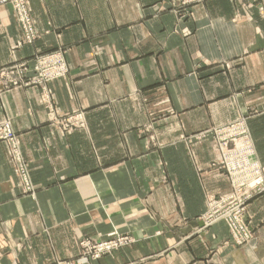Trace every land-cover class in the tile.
<instances>
[{
  "label": "crops",
  "instance_id": "1",
  "mask_svg": "<svg viewBox=\"0 0 264 264\" xmlns=\"http://www.w3.org/2000/svg\"><path fill=\"white\" fill-rule=\"evenodd\" d=\"M172 2L30 0L34 46L0 8V68L65 48L70 70L49 91L0 102L34 187L24 194L1 145L0 264L74 259L80 241L113 230L135 243L98 264H264V195L249 205L252 246L226 244L221 224L200 231L208 200L230 184L211 167L214 142L197 137L244 119L264 170V0H209L180 24ZM53 112L84 119L72 131Z\"/></svg>",
  "mask_w": 264,
  "mask_h": 264
},
{
  "label": "built area",
  "instance_id": "2",
  "mask_svg": "<svg viewBox=\"0 0 264 264\" xmlns=\"http://www.w3.org/2000/svg\"><path fill=\"white\" fill-rule=\"evenodd\" d=\"M30 0H0V6H11L14 8L15 18L19 21L21 26L23 25L25 32L28 33L30 39H38L37 29L35 28V21L30 14ZM36 71L39 73L40 78L38 80L34 77L33 82L36 85H40L39 80H45V77L50 75V78H54V71L58 68L60 72H66V63L62 55L53 53L47 56L39 57L37 59ZM23 68L25 66H22ZM12 69H5L0 72V82L2 79L10 80L13 73H9ZM18 74L19 70H16ZM3 85L4 84H0ZM69 123V119H68ZM3 129L2 137L8 141L7 145L11 147L12 153H10L13 160L20 164L22 169V185L24 191L33 192V187L30 180L29 172L23 166L22 150L20 146L19 138H17L12 122H4L0 126ZM225 139L227 138V172L231 181V195L227 197V211L233 210L237 219H234V215L229 214L214 219L216 204L214 200H211L208 204L209 211L206 214L204 221L205 227L213 226L215 222L219 220H227L232 225L234 224L237 234L243 238L239 242V247H247L253 240V235L248 236L249 232H244L245 223L239 218L245 211L247 201H251L256 197L264 195V171L259 164L254 160L255 151L251 140V134L248 127L244 122H239L235 127L227 126V130L223 132ZM24 181V183H23ZM246 203V204H245ZM129 245L130 239L125 240L121 238L118 233L111 234L108 239L101 240V242L92 240H83L81 246L94 252V259L99 260L107 255H112L124 244Z\"/></svg>",
  "mask_w": 264,
  "mask_h": 264
},
{
  "label": "rangeland",
  "instance_id": "3",
  "mask_svg": "<svg viewBox=\"0 0 264 264\" xmlns=\"http://www.w3.org/2000/svg\"><path fill=\"white\" fill-rule=\"evenodd\" d=\"M209 0H173L172 2V7L174 14L179 17L178 20V24H180V22H182V20H185L187 18H191L193 16V8H195L198 5H203L206 2H208ZM263 4V3H261ZM8 6V5H7ZM1 7H6V6H0ZM30 7V14L31 17L34 19L35 21V28L37 29V33H38V39H30L28 37V33L25 32V29L23 27V25L21 26V24L19 23V21L17 20V18H15L16 24L19 26L20 28V32H21V44H23L24 46H34L37 44V42L39 40H41L42 38V34L41 31L38 28V22L37 19L35 18V16H33L32 11H31V4H29ZM12 8V7H11ZM13 9V8H12ZM264 9V6H263ZM15 15V14H14ZM53 53H57L62 55V57L65 60L66 63V69L67 71L64 72H60V69L58 70V68L54 71L53 77L54 78H50L51 76L48 75L45 77V80H39L40 85H36L33 82L34 77L38 80V78H40L39 73L36 71V65H37V59L39 57H43V56H47L49 54H53ZM22 66H25L24 68ZM227 66V65H226ZM5 69H12L11 71H9V73H13L12 77L10 80L8 79H2L0 84H4L3 85V89H2V85H0V102L2 100V97H4L5 93L7 92H12V91H17L20 89H31V88H39L43 91H49V86L55 82H58L60 80H63L64 78H66L69 75V66L68 63L65 59V48H58L54 51L48 52V53H40L35 55L34 57H32L31 59H27L23 62H16V63H12L9 65H6L4 67L0 68V72L4 71ZM16 70H19V74L18 72H16ZM48 101V100H47ZM55 116L57 117L56 114L51 113V121L52 122H59L60 120H58L57 118H55ZM57 119V120H56ZM68 119H69V123H68ZM84 119L83 114L78 113V114H73L71 116H68L67 119L60 121L61 124H63L65 127H69L71 128V130H79L80 128V122ZM7 121H11L10 118H5L3 120H0V126L2 124H4V122ZM239 122H245L244 119L240 120V119H236L233 121H230L228 123L225 124H221V125H217L214 127H211L208 130H205L203 132H200L197 137H199V139H203L206 138L205 136H207V138L211 139L214 142V146L216 151L219 154V158L218 160H216V162H214L213 164H211L212 169L216 170L217 172H219L222 176H224L226 179H228L229 184H230V192L228 194H219L216 195L215 197H212L211 199L208 200V204L210 205L211 200L215 201L216 204V208H215V215H213L214 219L227 215V212L229 214L234 215V211L233 210H229L227 211V197H229L231 195V181L229 178V174L227 172V157H226V153L227 152V143L225 141H227V138L225 139V135L223 134V132L225 130H227V126H231L232 128L235 127ZM13 125V123H12ZM13 130L15 132V134L17 135L16 137L19 138L20 141V146H21V150H22V143H21V139L19 134L15 131L14 127ZM3 129H0V146L4 145L8 147V159H9V163L11 168L14 170L19 182H20V186L21 189L23 190L25 195H31L34 192V187H33V192H28L24 191L23 185H22V169L20 167V164H18L17 162H15L12 158L10 153H12L11 151V147L9 148V146L7 145L8 141L6 139H4L2 137L3 134ZM205 134V135H204ZM184 143L188 144L189 147L192 148L193 145H191L192 143V136H188V135H184ZM190 148V150L192 151V149ZM22 161H23V166L25 167V169L30 173L29 170V165L26 161V158L24 156L23 150H22ZM264 171V170H263ZM30 177V176H29ZM21 178V179H20ZM23 180V179H22ZM31 180V178H30ZM24 183V181H23ZM263 196V195H262ZM261 197V196H260ZM257 198V197H256ZM255 198V199H256ZM255 199L251 200V201H247L245 204V211L243 212V215L240 216V220L243 221L245 223V228H244V232L247 230L249 232L248 236L253 235V240L251 241L249 246H252V244L255 242L256 240V236L258 233V228H256V224H255V220L254 218L250 215L249 212V205L251 202H253ZM209 207L207 205V211L206 213L199 218L200 223H201V228L200 231H206V230H210L213 227L221 224L222 226H224L227 229V233H228V237L225 240L226 244L230 245L231 247H239V242L243 240V238L241 236H239L237 234V230L234 226V224L232 225L230 222H228L227 220H219L217 223L215 222V224L213 226H209L208 228L205 227L204 221H206V214L208 213ZM234 219L236 220L237 217L234 215ZM113 233H118V235L122 238H125V240L130 239L131 242L129 243V245L124 244L123 242V246L121 248H119L117 251L123 249V248H127L131 245H133L135 243V239L134 237L130 234V233H121L117 230H113L112 232H110L107 237L105 239H108V237L113 234ZM104 239V240H105ZM84 240H88V239H84ZM92 240V239H89ZM83 241V240H82ZM79 243V255L74 258V259H70V260H56L53 261L51 264H98V262L101 260H96L94 259V252L95 250L90 251L89 249L85 248L84 246H81V242ZM92 241H97V242H101V240H92ZM248 247V246H247ZM239 248H245V247H239ZM116 251V252H117ZM115 253V252H114ZM114 253L112 255H107L103 258L106 257H112L114 255ZM102 258V259H103ZM145 260H142L141 262H133V263H129V264H144Z\"/></svg>",
  "mask_w": 264,
  "mask_h": 264
},
{
  "label": "bare ground",
  "instance_id": "4",
  "mask_svg": "<svg viewBox=\"0 0 264 264\" xmlns=\"http://www.w3.org/2000/svg\"><path fill=\"white\" fill-rule=\"evenodd\" d=\"M13 12H14V8H13ZM15 13V12H14Z\"/></svg>",
  "mask_w": 264,
  "mask_h": 264
}]
</instances>
